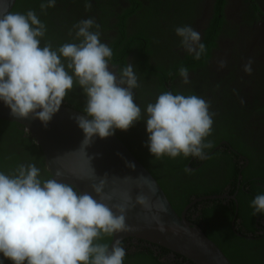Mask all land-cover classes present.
I'll use <instances>...</instances> for the list:
<instances>
[{"label":"clouds","instance_id":"1","mask_svg":"<svg viewBox=\"0 0 264 264\" xmlns=\"http://www.w3.org/2000/svg\"><path fill=\"white\" fill-rule=\"evenodd\" d=\"M55 3H41V11ZM85 8L90 10L91 3ZM73 28L80 42L64 43L54 50L50 42L41 46L46 26L33 10L0 12V101L14 117L31 116L46 126L78 84L87 98L86 115L75 119L87 146L93 137L104 139L117 129L127 131L143 117L134 100L133 89L139 87L134 66L128 64L119 75L110 70L113 50L101 42L100 25L93 18ZM175 33L195 59L206 53L200 33L191 26L177 27ZM218 63L226 67L225 60ZM252 64V59L245 63V74L251 75ZM179 75L184 84L191 82L186 67L179 69ZM209 108L210 103L195 94H159L146 106L144 119L150 154L156 159L180 155L206 159L204 149L212 145L205 140L212 133L214 116ZM39 177L34 163L19 165L12 175L0 172V254L12 264H124L126 251L120 240L111 249L98 243L104 236L129 230L125 206L114 205V212L102 202L111 199L103 192L105 180L91 185L101 197L97 200L72 184ZM137 202L146 204V198L138 196ZM250 206L254 215L264 213V194L256 195Z\"/></svg>","mask_w":264,"mask_h":264},{"label":"flooded vegetation","instance_id":"2","mask_svg":"<svg viewBox=\"0 0 264 264\" xmlns=\"http://www.w3.org/2000/svg\"><path fill=\"white\" fill-rule=\"evenodd\" d=\"M118 1L93 0L96 11L92 14L95 15L97 24L100 25V28L106 24L103 34L100 35L101 41L111 47L115 40L121 36V33L129 35L126 40L129 41L136 35L131 30L140 29L139 26L137 27V23L145 24L143 29L145 37H140L138 42L133 44V48L130 49L132 51H129L125 57V64L126 66L132 64L135 71L136 66L133 62L136 53H139V49H141L150 64L145 69L151 73L147 74L148 76L144 75V80L137 75L139 87L133 89L135 103L141 108L143 123L138 126L140 120L127 131L115 130L121 140L128 146L135 144L140 145V148L143 149L140 132L143 129L146 130V120H144L147 118L146 106L149 103H154L158 95L163 93V91L158 93L156 89V82L159 78L155 74H162L159 70L169 69L171 61L177 55L181 57L194 56L181 46V38L175 33L177 27L191 26L200 33L202 43L205 44L211 40L212 48L209 58L200 61L199 64L193 63L189 71L191 81L189 84L181 86L180 84L183 82L180 81L173 84L179 87L177 94H195L210 103L209 111L214 113V116L209 139L213 137L214 142L220 140V144L212 148L210 153L205 154L206 159L192 158L191 163H196V166L189 169L191 174L188 177H183L182 183L189 185L225 183L227 182L224 181L225 177L230 175L229 169L232 168L228 165L231 160L236 161L235 166L239 167L241 172L249 171L252 182L264 179L257 177L264 175V0H138L141 2V6H137L134 2L132 4L130 0ZM105 3H110L115 7V16H107V4L105 5ZM155 3L159 4L157 11L160 16H148L153 17L154 22L147 23L145 18L139 16L145 10H156V8L152 9ZM97 6L101 8L98 9ZM126 8L131 9L133 13L131 17L123 20L117 14L125 16L123 9ZM219 10L222 15L218 14ZM122 21L126 23V26H122ZM173 24L175 26L174 33L169 28ZM152 38L154 39L152 40ZM156 41L160 42V46L153 50L156 47ZM140 44L141 46H138ZM249 59L253 60L251 75H247L243 71V67ZM220 60L226 61V67H219ZM156 61L161 63L156 64ZM109 64L110 70L119 75L120 64L118 61H109ZM172 88L167 86L168 92L172 93ZM241 100L244 101L243 104ZM227 139H234L235 146L232 147ZM144 153L145 150L142 151V156L145 159ZM240 181H243L241 174H239L236 183L223 189V193L220 195H225L224 198L217 199L226 200L227 203L224 205L234 208L236 216L240 211V201L237 199L240 189L247 195H253L252 188L250 190L245 182L242 188L238 186ZM257 186L264 189L262 183H257ZM166 188L171 191L173 197L180 198L177 192L181 188L180 186L171 188L166 184ZM179 193H181V189ZM206 197L192 198L191 203L185 208L192 203L191 207L208 201L204 199ZM197 200L200 201L196 202ZM211 208H214L213 204L205 207L204 210ZM199 209L202 207L200 206ZM193 216L191 217L193 223L194 221L200 222L220 241V244L229 246V239L221 230L217 229L218 235L214 233L216 230L214 225L222 220L220 214L217 213V216L209 220H205L201 212L200 214L195 213ZM224 222L228 223V220L222 223L224 224ZM237 224L239 226L236 227L234 220L231 227L240 230L238 236L242 250L251 247L254 251L264 252V217L258 214L252 225L247 218L238 220ZM253 226L255 231L251 232ZM260 251H257V257H261L262 252ZM238 252L243 253L239 248Z\"/></svg>","mask_w":264,"mask_h":264},{"label":"trees","instance_id":"3","mask_svg":"<svg viewBox=\"0 0 264 264\" xmlns=\"http://www.w3.org/2000/svg\"><path fill=\"white\" fill-rule=\"evenodd\" d=\"M118 1V0H113ZM131 3L136 4L137 6H141V2L138 0H130ZM47 0H18L12 12H19L26 14L28 10H33L41 22L46 26V33L43 38H41V46L43 47L46 43H51L52 48L55 50L59 46L64 43H79L80 41L75 38V29L74 25L78 24L82 20H86L89 18H93L96 22L95 15H93L96 11L93 5V0H56L55 6L51 8H47L45 11H41L40 5L41 3H46ZM119 2V1H118ZM91 3V9L86 10L85 4ZM107 4L106 13L107 16H115V7L110 3ZM117 4V3H116ZM159 4L155 3L152 9L156 8V10L148 11L141 13L139 17H143L147 20V23L154 22L153 17L148 16H160L157 11V6ZM98 9L101 8L97 6ZM151 9V10H152ZM135 11V10H134ZM125 12V16H117L123 20L132 16L133 11L131 9H123V13ZM93 13V14H92ZM222 15V12L219 10V13ZM97 23V22H96ZM106 24L103 28H100V33L103 34ZM122 26H126V23L122 21ZM140 29L131 30L132 33H136L129 41L127 37L129 35L121 33L115 42L112 44L111 49L113 50V56L110 61L116 60L120 64V71L126 67V56L130 49L133 48V44L135 45L140 37H145V33H143V29L145 24L137 23V27ZM108 27V26H107ZM174 24L170 25V31L173 32ZM118 28H120L118 26ZM92 31H96L95 28L91 29ZM72 33L71 35L69 33ZM212 33V32H210ZM101 39V38H100ZM154 38H152L153 40ZM149 41V40H148ZM102 42V41H101ZM156 47L153 50L157 49L160 46V42L156 41ZM180 45V44H179ZM138 46H141L138 45ZM206 53L201 55L199 60L195 59L194 56H186L181 57L177 55L173 61H171V66L169 69L159 70L162 74H155L159 78L156 82V89L158 93L160 91L168 92V87L172 88V93L177 94L178 86L173 84L175 82H183L182 77L179 75V69L186 65L188 71H190L193 63L199 64L200 61H205L209 58V52L212 48L211 40L205 43ZM160 51V50H158ZM62 62L67 63L63 58ZM161 62L156 61V64ZM133 64L136 66L135 73L139 77L144 80V75L151 74L145 67L149 66V59L146 58L145 54H142L141 49H139V53L135 55V61ZM70 74L71 70H69ZM180 84V83H179ZM184 86L185 84H180ZM185 92V91H183ZM86 96L83 93V90L80 88L78 84H74L73 89L68 93L65 97L62 106H66L68 108H72L78 110L86 115L85 107H86ZM143 121L138 123L142 125ZM139 131L137 132L138 138ZM116 135L120 140L121 138ZM208 136L205 140L206 143L210 142L212 147L204 149L205 154L210 153L212 148L220 144V140L213 141V137L209 139ZM223 139V138H221ZM140 140L143 145V149L140 148V145L128 146L123 140H121L124 145L130 150V152L142 163V165L151 173V175L158 181L166 196L168 197L170 203L172 204L174 210L181 215L183 209L191 203L192 198H201L212 195H220L223 193V189L228 185H233L238 181L239 174L242 175L243 181H240V188L244 186V182L247 184V187L252 188L253 195H247L246 192L240 189V194L238 195V200L240 201V211L236 216V210L232 207H227L224 203H227L226 200H208L198 203L195 206H192L188 211V219L192 221L191 217H194L195 213H203L205 220H209L212 217L217 216V213L222 216V220L218 221L217 225H214L216 230L214 233L218 235V230H221L226 237L229 239V246H224L220 244V241L212 235L208 230H206L200 222L194 223L199 226L205 235L211 239L226 255V257L231 261L232 264H264V252L260 250H253L251 247H248L242 250V245H239L240 238L238 234H240L239 229H233L231 227V223L235 220L236 227L239 226L238 220L248 219L249 221L254 222L257 218L258 214L264 217V213H254V209L250 206L251 201L258 194H264V189L257 186V183H262L264 185V179L260 181H251L252 177H249V171H242L239 167L236 168V161H229V176L225 177V183L215 182L212 184L197 183L195 185H189L182 183L183 177L190 176L191 172L189 169L194 168L196 163H191L192 158L194 157H184L180 155L176 158H171L168 156H164L160 159H156L153 157L146 144L148 142V133L145 129L140 132ZM228 140V139H227ZM237 140V139H236ZM230 145L235 146L236 142L234 139L228 140ZM145 150L144 157L142 156V151ZM196 159H199L196 157ZM34 163L37 168L40 169V179L47 180L51 178L50 173L47 170L45 160L43 157V153L41 149L37 146L35 140L31 137L29 133H27L22 126L17 123H11L7 121L0 120V172H3L8 175H12L19 165H28ZM264 178V175L257 176ZM166 184L171 188L180 186L177 190L180 198L173 197V194L169 189L166 188ZM181 189V193L179 190ZM251 192V191H250ZM213 204L214 208L205 209V207ZM202 209H199V207ZM202 210V211H201ZM236 218V219H235ZM221 219V218H220ZM222 223L223 221H227ZM255 231V227L251 229V232ZM112 241V236H104L98 243L108 244L110 246ZM121 246L126 251V256L124 258V264H193L189 262L186 258H183L180 255L174 254L171 251H168L164 248L158 246H151L143 243L138 240L135 242L125 241L121 244ZM238 248L243 251L241 254L238 252ZM257 251L262 252L261 257H257ZM0 261H3V264H12L10 260H7L3 257V254L0 255Z\"/></svg>","mask_w":264,"mask_h":264},{"label":"water","instance_id":"4","mask_svg":"<svg viewBox=\"0 0 264 264\" xmlns=\"http://www.w3.org/2000/svg\"><path fill=\"white\" fill-rule=\"evenodd\" d=\"M17 1L0 0V12H12ZM77 115L85 114L61 105L45 126L31 116L14 117L10 108L0 101V120L17 123L31 135L43 153L51 178L72 184L81 194L89 193L97 200L101 197L91 185L104 179L103 192L111 199L105 198L102 202L114 212V205L125 206V223L129 230L114 234L110 249L117 239L121 244L140 240L180 255L193 264H232L202 229L188 219L187 211L193 203L179 215L158 181L116 135L104 139L95 136L90 145L84 146L85 137L76 122ZM129 164H133L134 169ZM138 196L145 197L146 204L138 203ZM224 196L204 199L212 201Z\"/></svg>","mask_w":264,"mask_h":264}]
</instances>
